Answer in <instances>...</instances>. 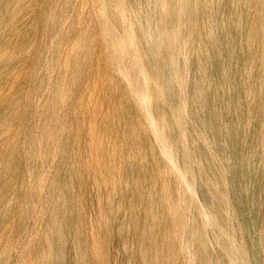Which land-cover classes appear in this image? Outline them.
<instances>
[{"label": "rangeland", "instance_id": "obj_1", "mask_svg": "<svg viewBox=\"0 0 264 264\" xmlns=\"http://www.w3.org/2000/svg\"><path fill=\"white\" fill-rule=\"evenodd\" d=\"M107 1L0 0V264L252 263L251 230L240 226L235 208L237 187L253 179L248 192L258 194L264 211V0L241 6V37L232 52L237 108L230 121L242 126L246 143L234 157L236 182L214 163L225 230L202 199L211 181L195 178L201 162L192 148L208 143L191 118L189 84L175 82L182 111L176 133L184 137L187 161L182 168L176 154L165 151L151 112L145 61L138 58L132 71L138 75L130 78L123 58L128 48L113 47L118 34ZM223 13L214 24L220 39L230 27L229 12ZM166 14L158 9L159 17ZM202 19L195 11V37L176 35L186 40L182 50L195 69L200 47L213 53L212 42L199 40ZM130 23L128 16L123 27ZM171 29L163 23V36L170 38ZM217 77L212 66L207 79ZM229 98L221 96L217 105L225 108ZM249 148L256 156L253 174L243 156ZM166 168L190 196L188 232L202 230L207 250L185 252L184 238L179 242L164 192ZM256 238L264 264V227Z\"/></svg>", "mask_w": 264, "mask_h": 264}, {"label": "bare ground", "instance_id": "obj_2", "mask_svg": "<svg viewBox=\"0 0 264 264\" xmlns=\"http://www.w3.org/2000/svg\"><path fill=\"white\" fill-rule=\"evenodd\" d=\"M127 1L130 8H126L122 0H108L106 3L107 13L112 20L111 26L118 34L116 37L118 39L114 40L113 47L118 52L123 45L128 48L127 52L124 51L126 56L123 58L126 57L128 60L127 76L130 78H135L138 75L132 72L138 58L145 61V75H148L149 80H151V83L147 81L148 85L151 86L148 95L151 112L163 137L165 151L171 154L175 153L182 168L187 166V161L185 159L184 137L176 133L178 125L182 122V111L175 100L177 93L175 82L178 80L180 87L189 84L190 92L187 98L191 118L196 127L207 135L208 143L204 147L202 142H196L192 148L197 159L201 162L200 165L195 166L199 167L198 170L196 168V171L202 174L194 172L195 178L200 179L201 176L205 183L211 181V186L207 187L206 192L202 194V199L207 205L209 214L220 219L219 226L221 228L224 226L223 229L225 230L227 229L225 228L227 219L220 198L222 185L214 163H219L218 165H221L223 171L231 175V182H236L234 174L232 175L236 166L234 157L240 146L241 148L245 147L246 136L241 129L242 126H232L230 121L233 109L237 108L236 96H233L236 86L235 77H232L231 59L236 42L241 37L244 6L246 7L249 0ZM243 3L244 6L241 7ZM160 7L167 9L164 18L158 15ZM199 9L203 16L200 25L205 30V33L200 34L199 40L207 39L212 42L213 53L210 54L208 50L204 51L203 46L200 47V52L203 53L199 57V68L195 69L190 64L192 55L182 50L186 40L177 39L176 35L187 31L195 37V31L192 30L195 22L194 13ZM225 11L229 12L230 27L223 31V38L220 39L216 37L214 24L217 22V15ZM128 16L131 23L124 28L123 21ZM142 17L145 18V23ZM165 22L172 25L170 38H166L162 34L161 26ZM212 66L218 69L217 84L216 81L213 83V78L207 79L210 76ZM225 94L231 98L228 99L229 105L221 108L217 105L218 100ZM160 95L165 97L164 101L160 100ZM232 106L234 108H231ZM206 122L210 123L207 125ZM207 146L210 151L204 149ZM243 156L248 157L247 160L250 159V161L253 157L256 164L254 149L249 148ZM254 163L251 161L248 165L251 174L256 170ZM221 167L220 171L222 172ZM162 176H164L165 181L164 192L170 206L168 208L173 214V221L178 230L177 238H179V242L184 238L185 252L188 248L199 250L203 247L204 250H207L206 237L202 230H194L195 233L188 232V227L192 226L193 229V225L187 221V208L191 205V200L187 191L180 189L179 177L174 174L173 169L169 168L163 170ZM252 180L242 184L241 189L239 186L237 187L236 193L239 196V201L235 213L240 226L244 230H251V237L247 235L249 237L247 246L252 250L249 255L252 259L250 264H261L262 248L257 247L255 249V247L256 237L262 238L264 211L261 210L258 194L248 192L254 186ZM242 190L246 191L247 195H243ZM257 231L259 232L255 234L254 232ZM184 241L182 240V242ZM190 250L188 251L190 252Z\"/></svg>", "mask_w": 264, "mask_h": 264}]
</instances>
